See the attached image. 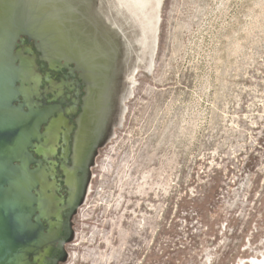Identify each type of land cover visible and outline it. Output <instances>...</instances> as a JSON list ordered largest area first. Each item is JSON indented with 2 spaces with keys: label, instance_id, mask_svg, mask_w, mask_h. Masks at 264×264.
Masks as SVG:
<instances>
[{
  "label": "rangeland",
  "instance_id": "1",
  "mask_svg": "<svg viewBox=\"0 0 264 264\" xmlns=\"http://www.w3.org/2000/svg\"><path fill=\"white\" fill-rule=\"evenodd\" d=\"M134 79L62 264H260L264 0H163Z\"/></svg>",
  "mask_w": 264,
  "mask_h": 264
},
{
  "label": "water",
  "instance_id": "2",
  "mask_svg": "<svg viewBox=\"0 0 264 264\" xmlns=\"http://www.w3.org/2000/svg\"><path fill=\"white\" fill-rule=\"evenodd\" d=\"M162 4L163 0H0V264H29V253L15 225L13 208L19 201V188L13 184L17 157L11 148L17 144L20 125L19 107L14 103L31 87V71L49 77L42 83L48 87L57 82L51 66L55 61L77 63L83 76L98 89L100 103L95 111L102 115L104 125L107 119L102 109L109 94L106 81L112 72L110 94L116 111L107 128L105 147L115 136L114 128H122L127 112L124 102L133 97L131 87L138 84L135 73L152 71ZM101 124L96 132L101 131ZM6 165H10L9 191L5 189ZM94 166L93 160L91 168ZM91 168L79 207L91 192L95 177ZM74 239L76 232L72 230L70 241ZM64 252L63 262L69 256Z\"/></svg>",
  "mask_w": 264,
  "mask_h": 264
},
{
  "label": "flooded vegetation",
  "instance_id": "3",
  "mask_svg": "<svg viewBox=\"0 0 264 264\" xmlns=\"http://www.w3.org/2000/svg\"><path fill=\"white\" fill-rule=\"evenodd\" d=\"M51 66L57 82L48 81L50 85L42 87L50 78L33 69L31 87L14 103L19 107L20 125L17 144L10 146L17 157L13 184L19 188V201L13 209L29 264L64 261V247L72 238L73 219L85 195L91 164L102 149L116 111L110 94L112 72L106 81L109 94L102 109L107 119L104 125L102 115L95 111L100 103L98 89L77 63L55 61ZM99 124L101 131L96 132ZM10 148L8 152H12ZM5 178L9 191L10 165H6ZM9 218L7 212V226Z\"/></svg>",
  "mask_w": 264,
  "mask_h": 264
},
{
  "label": "bare ground",
  "instance_id": "4",
  "mask_svg": "<svg viewBox=\"0 0 264 264\" xmlns=\"http://www.w3.org/2000/svg\"><path fill=\"white\" fill-rule=\"evenodd\" d=\"M155 52H156V51H155ZM258 262H260V264H264V260H262V261L259 260Z\"/></svg>",
  "mask_w": 264,
  "mask_h": 264
}]
</instances>
